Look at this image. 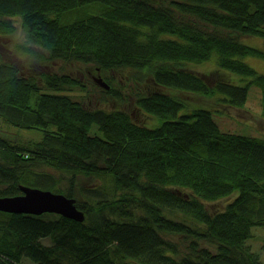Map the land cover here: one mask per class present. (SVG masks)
Here are the masks:
<instances>
[{"label":"trees","instance_id":"16d2710c","mask_svg":"<svg viewBox=\"0 0 264 264\" xmlns=\"http://www.w3.org/2000/svg\"><path fill=\"white\" fill-rule=\"evenodd\" d=\"M17 13L49 60L94 70L109 86L100 92L160 122L73 99L81 83L68 73L0 84L2 121L44 133L0 134V197L50 190L84 213L0 211V264H262L246 241L264 228V138L222 131L212 113L243 107L256 86L264 119V75L242 60L264 51L241 42H264V0H0V21ZM213 57L214 70L194 71ZM117 71L130 73L126 96L111 87ZM183 94L211 107L187 109ZM81 176L109 181L111 196L93 198L100 189Z\"/></svg>","mask_w":264,"mask_h":264},{"label":"rangeland","instance_id":"374dc122","mask_svg":"<svg viewBox=\"0 0 264 264\" xmlns=\"http://www.w3.org/2000/svg\"><path fill=\"white\" fill-rule=\"evenodd\" d=\"M241 42L264 51V42L259 37H242ZM242 60L251 66L257 73L264 75V58L247 56ZM214 61L215 58L213 57L209 61L195 65L193 69L194 71L200 73H205L208 70L211 72L215 69ZM42 72H63L77 78L81 83V87L74 88L73 92L68 94H70L73 99L81 101L90 107L101 108L105 110L123 108L131 112L132 116L138 122H146V124H152L151 126L158 125L160 122L159 120H155L154 122L153 119H149V117L147 118V116L141 115L139 112L134 111L131 101H123L124 99L105 95L100 92V86L94 81V78H96L98 74L92 69L86 68L77 63L65 64L61 61L49 60L46 55L40 65L38 74L34 77H39L40 73ZM111 74L113 77V80L111 81V87L114 89H120L125 96L128 95L130 89L133 87L130 80L128 79L130 73L117 71L112 72ZM183 96L191 102L188 103L187 109L196 107H211L210 99L208 97H202L201 95L196 94H183ZM127 99L129 98L127 97ZM260 99L261 90L256 86H252L249 88L247 100L243 107L229 109L225 108L224 111L215 107L212 117L222 131L264 138V119L260 115ZM185 111L186 109H183L181 110V113ZM95 128L96 126H93L90 132L93 133ZM0 134L12 141L20 143H27L31 141L35 142L40 140L44 135L43 131L41 130L23 129L8 125L4 123L1 118ZM77 181L85 188L96 187L100 189V194L92 196L95 199H97L99 196H111V193L108 189L110 182L107 180L101 181V179L81 176L77 179ZM84 194L90 197L87 191H85ZM230 199L231 197L215 202H206L205 206L209 211H218L221 210ZM179 217L182 218L181 216ZM196 224L202 226L199 223ZM251 232L252 236L246 241V244L250 247L251 251L259 256L262 264H264V228L253 227ZM41 241L45 245H49L51 243L49 238H44ZM201 244L210 248V244L205 241H202ZM22 264L30 263L23 261Z\"/></svg>","mask_w":264,"mask_h":264},{"label":"clouds","instance_id":"9594fccd","mask_svg":"<svg viewBox=\"0 0 264 264\" xmlns=\"http://www.w3.org/2000/svg\"><path fill=\"white\" fill-rule=\"evenodd\" d=\"M47 52L23 14L4 17L0 21V84L10 87L17 79L37 75Z\"/></svg>","mask_w":264,"mask_h":264},{"label":"water","instance_id":"95a60500","mask_svg":"<svg viewBox=\"0 0 264 264\" xmlns=\"http://www.w3.org/2000/svg\"><path fill=\"white\" fill-rule=\"evenodd\" d=\"M97 85L104 89L109 86L100 76L94 78ZM21 194L0 197V211L14 214L41 215L52 213L62 217L84 221V213L75 205V199L50 190L20 186Z\"/></svg>","mask_w":264,"mask_h":264}]
</instances>
